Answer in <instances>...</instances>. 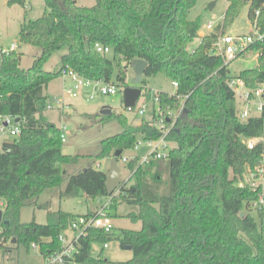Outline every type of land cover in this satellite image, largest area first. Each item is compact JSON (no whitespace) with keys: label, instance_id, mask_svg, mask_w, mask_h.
I'll return each mask as SVG.
<instances>
[{"label":"trees","instance_id":"16d2710c","mask_svg":"<svg viewBox=\"0 0 264 264\" xmlns=\"http://www.w3.org/2000/svg\"><path fill=\"white\" fill-rule=\"evenodd\" d=\"M44 1V14L23 21L19 32L20 43L41 49L32 66H21L18 48L3 52L0 46V113L27 118L21 135L0 150V208L8 221L0 224L5 238L0 252L19 245L30 249L34 242L43 254L59 250V237L72 221L95 213L52 211L46 202L40 205L48 210L45 223L21 221L25 206L39 205L45 190L60 188L61 198L111 197L112 217L122 203L137 207L125 216L141 222L142 228L123 229L119 237L121 246L134 254L123 264H264V207L254 216L246 203L257 193L239 185L247 168L257 165L264 152L263 118L243 121L231 86L237 79L249 91L264 85V40L251 43L240 55L257 53V65L237 74L231 73L222 55L211 52L244 5H249L253 25L264 32V0H227L222 30L216 26L221 33L206 35H200L201 16L188 19L199 0H96L91 6L79 5L77 0ZM26 2L9 0L23 6ZM196 38L200 42L189 50ZM96 44L110 51L100 52ZM64 47L68 49L60 66L46 70L52 54ZM134 59L147 62L139 99L150 95L149 79L159 73L171 78L176 87L174 93H154L157 108L169 119L165 140L174 145L166 156L142 162L136 155L128 161L129 180L108 195V173L94 162L112 158L117 150L122 151L120 160L139 142L160 139L164 129L155 125L157 108L151 119L138 124L121 113L99 115L102 122L118 120L123 130L103 138L96 154L72 155L62 151V128L43 118L53 98L46 90L65 68L103 82H114L117 69L114 83L123 92L129 86L127 71ZM253 137L263 140L251 149L243 138ZM85 157L93 161L82 165ZM114 235V230L90 227L80 239L76 261L101 262L100 256H92V245L103 243L104 249Z\"/></svg>","mask_w":264,"mask_h":264},{"label":"rangeland","instance_id":"374dc122","mask_svg":"<svg viewBox=\"0 0 264 264\" xmlns=\"http://www.w3.org/2000/svg\"><path fill=\"white\" fill-rule=\"evenodd\" d=\"M79 5L91 6L94 5L96 0H77ZM211 3H215L213 7ZM227 0H199L197 5L189 12L188 19L193 20L198 16H201L202 28L204 35L216 32L220 30L216 29L219 24L222 30L223 15L227 7ZM47 7L44 0H27L25 6L20 4H10L9 0H0V44L4 47L11 46V43H18L19 52L22 53L21 66L23 68H29L36 56L41 52L39 47L20 43L19 32L23 21L34 20L41 17L46 11ZM249 5H244L240 10L239 15L235 18L232 24L226 29L227 35L233 33L241 36L255 37L257 32L255 25L249 18ZM212 22L214 27L208 28V23ZM200 30V31H201ZM223 32V31H222ZM200 38H196L188 46L189 50H193ZM67 47L56 50L51 58L45 64V69L48 71L56 70L60 66L61 57L67 52ZM258 62V54L249 52L244 56H240L232 60L229 64L231 73L237 74L244 68L255 67ZM117 69L114 73V82L116 81ZM135 76V71L129 65L127 71V80L131 84L132 78ZM70 85V80L59 77L53 80L46 93L50 95V102L53 104V108H49L43 112V118L45 120L56 123L58 126H66L65 131L67 140L63 143L62 151L66 154H80V155H92L96 154L100 149L101 140L110 135L119 133L123 130L122 125L118 120H112L110 122L100 121V110L102 106L107 105L113 109L114 113L124 114L129 122L134 124L140 123L143 119H151L154 108L158 107L157 102L154 101V93L156 91H165L174 93L176 87L171 78L163 73H159L149 79V87L151 93L149 96H142L137 102L136 108L129 110L124 104L123 92L117 94L105 95L100 92H96L94 98L86 100L82 97H70L64 92V86ZM238 91L245 92L246 88L238 86ZM237 107L239 110L244 109V103L239 94L236 95ZM264 98L257 97L256 100L260 101ZM255 101L252 99L251 104ZM70 102L71 106H70ZM63 105V107H62ZM145 106V107H144ZM145 108V113L140 114L139 109ZM246 119H243L245 121ZM0 148L1 142L6 139H10V135L0 133ZM171 148L174 143H169ZM150 148L146 142H142L138 149L128 150L124 153V156L130 161L134 157L139 156L141 160L146 158L149 154ZM93 159L91 157H85L82 159V165H88ZM101 165V169L109 173L111 167V158H104L94 162V166ZM128 162L119 161L118 167L120 176L123 182L129 180L131 176V170L127 166ZM74 167H69V170H73ZM133 181V180H132ZM66 181L61 186L64 188ZM60 188H49L45 190L40 198L39 205L25 206L21 211L20 219L22 222H30L33 219L39 223H45L47 221L48 210L41 207V204L49 203V209L54 211L63 209L76 214H84L89 210H98L103 203L108 201L107 198L93 200L85 195L78 197H64L59 196ZM137 207L129 203H122L118 209L114 212V232L115 237L108 243L109 247L103 249V243L96 242L92 245V256L95 258L101 257L102 261L97 263H80V264H123L129 259L133 258V251L128 248H123L119 237L122 236L123 229L139 230L142 228L141 222L132 221L125 216L129 211H136ZM252 214L256 216V210L252 211ZM0 226V232H1ZM14 244V243H13ZM11 245V244H10ZM9 246V245H8ZM103 249V251H102ZM102 251V252H101ZM0 264H44V258L42 254L36 249H27L24 245H19L10 249L8 252H0Z\"/></svg>","mask_w":264,"mask_h":264},{"label":"built area","instance_id":"2783aa9c","mask_svg":"<svg viewBox=\"0 0 264 264\" xmlns=\"http://www.w3.org/2000/svg\"><path fill=\"white\" fill-rule=\"evenodd\" d=\"M257 14H259V11H257ZM207 26L209 29H212L214 27L212 22H209ZM256 30L257 32L255 34V37H252L251 35L241 36L235 33H233L232 35L221 34L214 44L211 52L222 55L225 59V63H230L232 60L238 58L251 43L257 40H264V32L258 28H256ZM96 47L98 51L103 53H108L110 51L109 47H105L101 44H96ZM17 48L18 44L12 43L9 48L2 47V51L7 52L9 50H14ZM61 77H63L64 79L68 78L70 80V85L64 86L65 94L70 97H82L86 100H91L94 98L96 92H100L105 95H112L117 94L120 89L119 86L114 82L92 80L90 78L81 76L70 68L63 69L61 72ZM231 86L235 90L236 95L239 94L241 96L245 106L244 109L240 110L239 112L240 118L242 120H247L252 116H260L263 118L264 125V99L260 101L256 100L257 97L264 98V85L260 84L253 91H249L246 89L245 92L241 93L238 91V86H242L245 88V82L242 79L232 81ZM1 96L2 95L0 94V97ZM254 98L255 101H253V103L251 104V101ZM53 107V104H48V109ZM144 107H141L139 109L140 114L145 113ZM128 109L132 110V107ZM157 110L159 119L155 122V125L161 129H164V134L158 140L145 141L147 146L150 148V151L148 156L141 160L142 162H148L149 158H151L152 156L162 157L166 156L169 153V145L165 140V136L169 131V129L166 128V121L168 122L169 119L159 110V108H157ZM26 122L27 118L24 116H15L11 114L0 113V133L10 135V139H6L1 142L0 150H3V145L5 142L13 141L21 135L23 126L26 124ZM61 128L63 130L62 138L65 142L67 140L65 134L67 127L63 126ZM1 139L2 138H0V141ZM262 140V137L243 138V142L251 149L254 148ZM142 142H139L135 146V149H138L139 145ZM120 160L123 162L129 161L128 158L124 155L120 158ZM96 166L99 168L101 167L100 164H97ZM239 185L241 187H248L257 193V197L254 200L246 203V207L248 210L253 211L257 210L258 208L264 207V152L261 154L260 161L257 165L247 168L244 177L239 182ZM107 199L108 201L106 203H103L98 210H95L94 214L90 216L82 215L72 221L69 228L62 232L59 237L61 241V247L59 248V250L50 252L48 254H43L40 250L39 244L36 242L31 244V249H36L42 254L44 258V264H79L76 261V257L77 253L79 252L80 239L83 235L87 234L90 227H100L105 232H112L114 230L113 217L109 214L108 211L111 197ZM1 204H3L2 201H0V205ZM4 240V236L0 233V244L4 242ZM9 244H13V242L10 241ZM104 247H109V244L105 243Z\"/></svg>","mask_w":264,"mask_h":264},{"label":"water","instance_id":"95a60500","mask_svg":"<svg viewBox=\"0 0 264 264\" xmlns=\"http://www.w3.org/2000/svg\"><path fill=\"white\" fill-rule=\"evenodd\" d=\"M214 5L215 3L210 4L211 7H213ZM130 65L135 71V76L132 78L131 84H129V86H126L122 89L124 96V104L127 108L133 107L137 103L139 97L142 94V89L139 85L142 81L144 71L147 66V62L143 59H134L131 61ZM112 112L113 109L107 105L102 106L100 110V114L102 115H109ZM121 154L122 151L117 150L114 156L111 158V167L106 178V187H107L108 195L114 194V192L119 190L123 184V180L120 176L119 167H118L119 157ZM240 216L244 217L245 212H241ZM1 223H8V221L3 219V210L0 208V224ZM12 242L15 243L16 239L14 238Z\"/></svg>","mask_w":264,"mask_h":264},{"label":"crops","instance_id":"0c3cea01","mask_svg":"<svg viewBox=\"0 0 264 264\" xmlns=\"http://www.w3.org/2000/svg\"><path fill=\"white\" fill-rule=\"evenodd\" d=\"M205 32L204 31H200V35H203ZM13 43H16V42H13ZM18 44V43H17ZM11 45H12V43H11ZM0 46H3V45H1L0 44ZM4 47V46H3ZM10 47V46H9ZM8 46H6L5 48H9ZM18 47H19V45H18ZM68 103H70V102H68ZM70 106H71V103H70ZM131 174H132V172H131Z\"/></svg>","mask_w":264,"mask_h":264}]
</instances>
